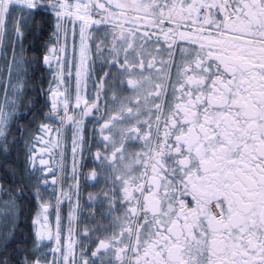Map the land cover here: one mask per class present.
<instances>
[{
  "label": "snow or ice",
  "instance_id": "obj_1",
  "mask_svg": "<svg viewBox=\"0 0 264 264\" xmlns=\"http://www.w3.org/2000/svg\"><path fill=\"white\" fill-rule=\"evenodd\" d=\"M0 264H264V0H0Z\"/></svg>",
  "mask_w": 264,
  "mask_h": 264
},
{
  "label": "flooded vegetation",
  "instance_id": "obj_2",
  "mask_svg": "<svg viewBox=\"0 0 264 264\" xmlns=\"http://www.w3.org/2000/svg\"><path fill=\"white\" fill-rule=\"evenodd\" d=\"M67 164H68V167H69V169H70L71 166H72V160H71V155H70V153H68V161H67ZM82 191H83V196L86 198V197H87V194H88L89 192H95L96 189L93 188V187H89V186H87V185H83V184H82ZM64 210H66V212H67V208H66V207L64 208Z\"/></svg>",
  "mask_w": 264,
  "mask_h": 264
},
{
  "label": "trees",
  "instance_id": "obj_3",
  "mask_svg": "<svg viewBox=\"0 0 264 264\" xmlns=\"http://www.w3.org/2000/svg\"><path fill=\"white\" fill-rule=\"evenodd\" d=\"M65 211V213H66V210H64Z\"/></svg>",
  "mask_w": 264,
  "mask_h": 264
}]
</instances>
